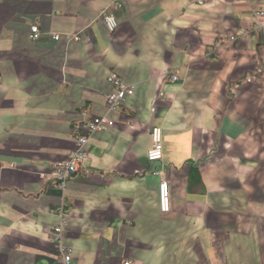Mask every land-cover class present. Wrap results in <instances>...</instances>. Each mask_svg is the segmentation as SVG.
Masks as SVG:
<instances>
[{"label": "crops", "instance_id": "crops-1", "mask_svg": "<svg viewBox=\"0 0 264 264\" xmlns=\"http://www.w3.org/2000/svg\"><path fill=\"white\" fill-rule=\"evenodd\" d=\"M263 6L0 0V264H66L60 210L70 264H264ZM112 73L134 88L118 112ZM93 117L115 126L92 135L61 190L53 165ZM154 127L164 160L152 164Z\"/></svg>", "mask_w": 264, "mask_h": 264}, {"label": "built area", "instance_id": "built-area-1", "mask_svg": "<svg viewBox=\"0 0 264 264\" xmlns=\"http://www.w3.org/2000/svg\"><path fill=\"white\" fill-rule=\"evenodd\" d=\"M255 24L254 29L264 32V6L254 12ZM104 23L108 30L113 33L118 28V21L113 15H104ZM42 37V32L39 26L35 25L31 28V38L34 41H38ZM79 36H74L77 38ZM54 40H59V36H53ZM177 80L176 77L173 78ZM113 91L109 94L107 99V106L110 111L118 112L122 109L126 98L133 96L134 88L126 85L122 78L116 74H110L108 78ZM78 127L75 129L76 134V147L70 151L66 159L53 165L54 177L57 186L61 190H65L69 181L84 170L86 163L89 159V142L92 135L103 132L109 128L115 126V122L106 117H93L85 125L78 123ZM84 130V132H83ZM152 142L153 146L147 154L148 160L152 163H162L164 160V147H163V133L160 127H154L152 129ZM155 176H161L162 172L155 169L153 170ZM168 198H169V185L166 180L163 179L160 185V205L165 212L168 210ZM60 221L55 227V242L58 243L59 251L66 264L72 262V251L63 245V234L68 226V215L64 210L59 212ZM132 264V263H126Z\"/></svg>", "mask_w": 264, "mask_h": 264}]
</instances>
